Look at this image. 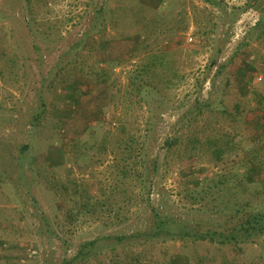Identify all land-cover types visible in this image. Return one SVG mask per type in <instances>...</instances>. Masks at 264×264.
Segmentation results:
<instances>
[{"label":"rangeland","instance_id":"rangeland-1","mask_svg":"<svg viewBox=\"0 0 264 264\" xmlns=\"http://www.w3.org/2000/svg\"><path fill=\"white\" fill-rule=\"evenodd\" d=\"M237 2L0 0V264H60L152 207L214 228L264 207V0ZM125 246L136 264H264L259 242Z\"/></svg>","mask_w":264,"mask_h":264},{"label":"trees","instance_id":"trees-1","mask_svg":"<svg viewBox=\"0 0 264 264\" xmlns=\"http://www.w3.org/2000/svg\"><path fill=\"white\" fill-rule=\"evenodd\" d=\"M213 62L216 61L213 60ZM226 144L229 145V142ZM226 144L224 147L220 146L216 149L217 159L221 160L228 152ZM261 155V152L255 153V167L249 169L252 173L262 169ZM154 164L156 169V159ZM161 210V208L152 207V218L145 229H138L133 233L101 235L95 239L85 241L81 243L78 251L70 259L64 258L60 264H85L90 261L92 256L96 255V253L98 255L103 250L109 252L108 254L111 255L113 264H136L138 262L135 261L137 260L136 253L134 251H126V257L122 258L120 248H126L125 245L130 243L142 244L159 238L203 240L216 242L221 245L245 242L264 243V207H250L248 205L237 207L235 213L220 228L204 227L197 223L192 224L162 213ZM129 252L132 254L130 257Z\"/></svg>","mask_w":264,"mask_h":264},{"label":"built area","instance_id":"built-area-1","mask_svg":"<svg viewBox=\"0 0 264 264\" xmlns=\"http://www.w3.org/2000/svg\"><path fill=\"white\" fill-rule=\"evenodd\" d=\"M225 2H227L228 4H233V5H240V4H242V3H238L237 2V0H224ZM192 40V39H191ZM34 254H36V251L34 250V251H32V253H31V255H34Z\"/></svg>","mask_w":264,"mask_h":264},{"label":"crops","instance_id":"crops-1","mask_svg":"<svg viewBox=\"0 0 264 264\" xmlns=\"http://www.w3.org/2000/svg\"><path fill=\"white\" fill-rule=\"evenodd\" d=\"M248 2L250 1V0H247ZM227 6H235V7H232V8H230V10L231 9H238V8H240V7H238V6H241V4L240 5H233V4H228Z\"/></svg>","mask_w":264,"mask_h":264}]
</instances>
